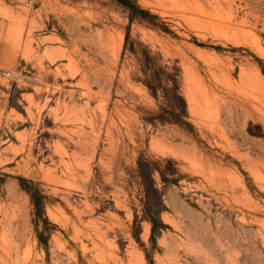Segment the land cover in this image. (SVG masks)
Wrapping results in <instances>:
<instances>
[{"label": "rangeland", "instance_id": "1", "mask_svg": "<svg viewBox=\"0 0 264 264\" xmlns=\"http://www.w3.org/2000/svg\"><path fill=\"white\" fill-rule=\"evenodd\" d=\"M132 1L0 0V264H264V0Z\"/></svg>", "mask_w": 264, "mask_h": 264}, {"label": "trees", "instance_id": "2", "mask_svg": "<svg viewBox=\"0 0 264 264\" xmlns=\"http://www.w3.org/2000/svg\"><path fill=\"white\" fill-rule=\"evenodd\" d=\"M118 1L122 5L128 7L130 9L131 13H133V12H144V10L141 9L140 7H138L135 4V2L132 1V0H118ZM141 62H142L141 63V65H142L141 71H142L143 75L145 76L144 83L148 87V89L150 90L151 94L153 96H156L157 95V90L159 88H161L160 83L162 82L163 77H157V75H154L153 73H147V69H145V68H147V67H145V64L147 65V63H146L147 60L142 59ZM176 91H178V90H176ZM26 190H28V189H26ZM30 197H31L32 202L34 204L35 210L36 211L40 210L41 204H40V197H39L38 193H36V194H31L30 193Z\"/></svg>", "mask_w": 264, "mask_h": 264}, {"label": "built area", "instance_id": "3", "mask_svg": "<svg viewBox=\"0 0 264 264\" xmlns=\"http://www.w3.org/2000/svg\"><path fill=\"white\" fill-rule=\"evenodd\" d=\"M6 75H8V73H6Z\"/></svg>", "mask_w": 264, "mask_h": 264}]
</instances>
